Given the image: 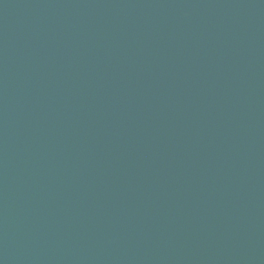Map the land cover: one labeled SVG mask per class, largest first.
I'll list each match as a JSON object with an SVG mask.
<instances>
[{"label": "water", "instance_id": "obj_1", "mask_svg": "<svg viewBox=\"0 0 264 264\" xmlns=\"http://www.w3.org/2000/svg\"><path fill=\"white\" fill-rule=\"evenodd\" d=\"M0 264H264V0H0Z\"/></svg>", "mask_w": 264, "mask_h": 264}]
</instances>
